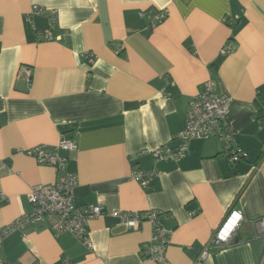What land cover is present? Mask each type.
Masks as SVG:
<instances>
[{"label": "crops", "instance_id": "obj_1", "mask_svg": "<svg viewBox=\"0 0 264 264\" xmlns=\"http://www.w3.org/2000/svg\"><path fill=\"white\" fill-rule=\"evenodd\" d=\"M161 9L154 26L138 17ZM207 81L229 98L224 120L247 158L230 163L211 137L191 139L179 160H154L150 150L178 146L188 103ZM262 95L264 0H0V231L31 212L30 186L56 180L26 151L64 136L77 146L58 152L78 177L75 204L103 206L89 222L91 249L26 226L2 239L3 264H157L140 251L151 225L126 229L115 215L148 210L163 212L171 230L169 264H193L205 247L202 264H264L255 225L264 217ZM136 168L156 171L148 188L130 177ZM231 208L242 221L218 245L213 234Z\"/></svg>", "mask_w": 264, "mask_h": 264}, {"label": "built area", "instance_id": "obj_2", "mask_svg": "<svg viewBox=\"0 0 264 264\" xmlns=\"http://www.w3.org/2000/svg\"><path fill=\"white\" fill-rule=\"evenodd\" d=\"M35 13H43L44 9L35 7ZM167 10L157 11L142 10L138 17L146 19L148 26H154L163 21ZM56 22L55 11L51 10L48 19L50 27ZM47 39L53 36L46 32ZM229 40L222 49L227 52L231 49ZM89 62L94 60L92 54L87 55ZM18 73L24 75L28 84L31 82L32 69L28 65H22ZM229 98L215 91L210 81L205 82L204 88L191 98L184 115V127L177 134L178 146L176 148L164 144L150 150L154 160H179L188 148L191 139L216 138L222 144V152L226 159L234 164L247 158V152L235 142L234 129L224 120V114ZM77 149L76 143L69 136H64L55 146L37 145L26 152L39 164L53 166L57 171L56 180L51 184H37L30 186L27 199L31 204V212L17 218L12 223L4 226L0 231V245L2 239L9 233L26 226H47L55 235L63 233L72 234L80 243L91 249L89 238V222L103 213V206L95 204L76 205L74 202L75 188L78 184L77 174L67 171L68 157L59 155V151L73 152ZM255 168V167H254ZM154 169L144 170L136 168L130 173V177L146 189L149 182L155 177ZM4 193L0 183V199ZM193 213V212H192ZM191 213V214H192ZM119 225L126 229H138L143 222H148L152 228L150 239L142 244L140 251L143 257L149 258L157 264H169L165 258V250L169 243L171 230L164 226L163 212L148 210L146 212L117 211ZM242 221L239 210L231 208L223 221L213 234L212 241L218 245H224L231 238ZM258 235L264 241V217L255 221ZM209 255L207 247L203 248L193 264H202ZM64 262L67 264L68 260ZM0 264H3L0 259Z\"/></svg>", "mask_w": 264, "mask_h": 264}, {"label": "trees", "instance_id": "obj_3", "mask_svg": "<svg viewBox=\"0 0 264 264\" xmlns=\"http://www.w3.org/2000/svg\"><path fill=\"white\" fill-rule=\"evenodd\" d=\"M260 103L258 104V109L256 115L258 118L264 119V95L259 97Z\"/></svg>", "mask_w": 264, "mask_h": 264}]
</instances>
